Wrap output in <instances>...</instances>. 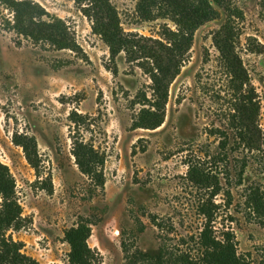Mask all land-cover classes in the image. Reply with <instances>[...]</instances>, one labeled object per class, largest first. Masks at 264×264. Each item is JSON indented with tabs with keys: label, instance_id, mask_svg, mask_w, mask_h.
I'll use <instances>...</instances> for the list:
<instances>
[{
	"label": "rangeland",
	"instance_id": "rangeland-1",
	"mask_svg": "<svg viewBox=\"0 0 264 264\" xmlns=\"http://www.w3.org/2000/svg\"><path fill=\"white\" fill-rule=\"evenodd\" d=\"M34 1L67 22L81 51L44 50L0 29V162L11 170L30 221L13 234L23 242L24 253L40 264H69L64 232L82 216L94 221L89 245L100 252L102 264H124L122 241L155 252L164 237L169 246L198 252L206 225L201 206L215 188L203 190L188 180L194 166L214 176L221 189L213 200L218 206L213 235L222 240L224 232L234 234L237 253L248 264H264V216L254 214L244 197L248 186L264 190V156L255 152L245 159L241 150L233 155V90L213 41L226 14L221 10L218 19L196 31L188 58L170 85L163 125L133 130L132 118L140 107L132 101L139 91L151 93L148 76L126 62L124 53L116 59L118 74H112L108 47L73 0ZM111 1L125 32L159 39L164 24L174 29L165 19L140 21L136 0ZM230 6L232 14L236 9V53L248 74L245 88L260 106L258 124L264 131V54L254 52L264 45V13L260 0H230ZM9 16L1 9L0 26ZM73 110L95 118L85 138L107 154L103 191H94L71 154ZM15 134L36 138L40 175L51 174V192L49 182L37 178L23 149L14 144ZM151 215L165 224L162 235Z\"/></svg>",
	"mask_w": 264,
	"mask_h": 264
},
{
	"label": "trees",
	"instance_id": "trees-1",
	"mask_svg": "<svg viewBox=\"0 0 264 264\" xmlns=\"http://www.w3.org/2000/svg\"><path fill=\"white\" fill-rule=\"evenodd\" d=\"M73 1L91 21L93 33L108 47L113 65L110 68L112 74H118L116 59L124 53L126 62L135 64L151 81V93L139 91L132 101L134 107H140L132 118L133 130H155L163 125L170 85L188 58L196 31L203 23L218 19L222 10L227 20L214 33L213 41L233 90V113L230 115L235 144L233 155L241 150L245 159L251 158L250 155L255 152L264 156V131L258 124L260 106L254 100L253 93L245 88L248 85V74L236 53L239 41L234 27L236 9L233 8L232 14L230 0H136L135 12L140 21L165 19L173 24L174 29L164 24L159 39L125 32L118 10L111 0ZM260 7L264 13V0H260ZM1 9L10 14L0 26L2 31L14 33L20 40L30 41L44 50L81 51L67 22L49 13L38 2L0 0V11ZM14 42L17 46L21 45L19 40ZM254 52L264 54V45L258 44ZM69 121L71 154L75 164L80 173L90 181L94 191H103L107 154L95 146L92 139L85 138V133L92 131L95 118L73 110ZM13 142L23 149L37 178L49 182L48 190L51 192V174L46 178L40 175L42 159L36 138L28 134H15ZM132 153H136V146ZM246 167L247 162H244L238 174V186L242 185ZM187 176L200 189L210 191L215 188L201 206L206 225L198 237V252L169 246L164 237H159L161 242L155 252H146L122 241L124 264H248L246 258L237 253L234 234L224 232L222 240L213 235L211 223L214 210L218 207L213 200L221 190L218 180L194 166H190ZM244 197L245 204L254 214L264 216V190L260 186H248ZM149 218L162 235L165 229L163 221L154 215ZM28 222L30 221L24 216L18 197L16 180L9 167L0 162V264H40L24 253L23 242L14 239L13 234L24 229ZM93 225L91 218L82 216L73 227L64 232V241L70 249L69 264H102L100 252L89 245ZM143 230L141 226L140 232ZM180 243L183 246L186 241L181 240Z\"/></svg>",
	"mask_w": 264,
	"mask_h": 264
}]
</instances>
